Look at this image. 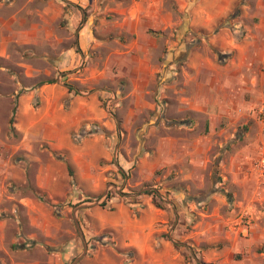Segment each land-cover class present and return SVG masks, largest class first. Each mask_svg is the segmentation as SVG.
I'll use <instances>...</instances> for the list:
<instances>
[{"label": "crops", "instance_id": "crops-1", "mask_svg": "<svg viewBox=\"0 0 264 264\" xmlns=\"http://www.w3.org/2000/svg\"><path fill=\"white\" fill-rule=\"evenodd\" d=\"M73 1L0 0V129L9 123L16 100L13 127L28 140L23 148L31 151V143L46 142L55 151L67 150L79 184L90 192H101L100 202L111 192L108 185L114 175L123 178V184L160 187L163 207L140 189L128 193L131 198L126 202L108 201L110 210L92 209L93 231L96 235L110 232L104 240H111L115 248H98L90 264H176L169 261L183 258L182 251L175 249L174 238L165 239L162 233L166 223L175 219L171 231L181 235L185 218H190L196 205L184 194L179 203V194L205 192L213 160L214 171L220 170L224 183L230 179L237 195L239 190L253 193L248 180L254 174L248 166L256 157L233 149L223 157L212 155L231 136L237 118L239 90L231 65L253 69L258 64L264 21L253 19L264 18V0H129L127 6L116 7L117 21L109 23L111 27H88L84 15L67 6ZM218 23L222 28L213 29ZM100 27L103 33L113 30L119 38L124 35L125 41H101L96 35ZM238 34L244 36L241 42L235 39ZM212 44L218 51L224 49L219 51L223 55L236 51L234 58L224 57L227 63L222 65L203 52ZM57 54L54 60L64 76L49 82L51 66L39 68L35 61L45 64L48 56ZM15 65L21 77L10 72ZM37 75L41 76L36 81ZM110 99H114L113 109L107 104ZM92 124L108 131L143 128V157L137 165L140 181L128 178L127 162L120 157L119 132L73 143L71 131L89 129ZM109 143L119 150L118 157L113 150L111 155ZM25 158L13 163L0 157L1 176L21 180L37 164L36 184L47 192L55 171L68 176L66 163L51 155ZM168 184L185 190L167 192ZM236 194L232 203L219 197V206L198 210L197 231L183 236L184 240L210 241L209 234L221 230L237 241L242 216L253 206ZM4 225L0 221V264L63 263L38 247L27 249L29 244L11 249L16 239H7Z\"/></svg>", "mask_w": 264, "mask_h": 264}, {"label": "rangeland", "instance_id": "rangeland-1", "mask_svg": "<svg viewBox=\"0 0 264 264\" xmlns=\"http://www.w3.org/2000/svg\"><path fill=\"white\" fill-rule=\"evenodd\" d=\"M128 1L129 0H75L73 2H68L67 6L70 9L75 8L79 10L84 15V24H87L88 27H94L97 24L104 27H111L110 24L114 25L117 21L116 7H118L119 4L127 6ZM253 20L254 22L260 23L264 21V18L255 17ZM218 24L219 25H215L213 29L219 30L222 28V23ZM101 31L102 27H100V33H96V35L103 42L115 43L117 39L125 41L124 35L119 38L117 33L113 30L107 33ZM243 37V34H238L235 36V39L237 38L236 40L241 42V38ZM263 41L264 38H262V41L259 43V61L253 69L251 66H239L238 63H234V65L230 67V70L234 71L233 74L237 77V90H239L235 99L237 118L230 129L231 136H229L227 141L224 140L222 144L217 145L212 155L213 157H223L225 153H229L233 149V152L238 153L245 151L247 156L256 157L255 159L253 158L252 164L248 166V171L254 174V178L248 180L249 185L253 186V193L250 192L246 195L238 189L239 194L237 195L235 188L229 185L230 179L226 180L227 182L224 183V178L220 170L217 169V171H214V167L217 163L215 164L216 161L213 160L214 165H212L211 177L207 179L205 183L207 187L206 191L191 195L182 192L179 194L181 196L179 197V203L183 202L182 196L184 194L188 196L190 202L196 205L190 218H185L186 225L181 230V235L177 236L179 235L177 232L171 231L175 228V219L166 223V231H164L162 235L165 239L174 238L176 240V242L173 243L175 249L182 251L183 255V258L176 259L173 257L169 262H175L176 264H264ZM75 42L76 35L73 34L72 43L74 44ZM197 46L198 45H196V47ZM215 47L216 46L212 44V46L208 47V50L206 49V51L203 52H209L211 57L215 60L219 59L222 65L227 63L223 62L224 57H228V61H231L234 58V54H236V51H231L230 55H223L219 51L224 49L218 51ZM113 48H117V46L113 45ZM107 52L108 50L105 49L104 53L107 54ZM59 55L60 54L48 56L46 58L48 63L46 62L45 64L42 60L35 61L36 66L39 68L47 66V64L51 66L52 74L49 79L56 78L57 76L62 78L64 76L60 70L61 68H59L58 61L54 60L55 57H59ZM18 68L19 67L15 65L10 72L14 71L21 77L22 74L19 73ZM40 76L41 75H37L36 81L39 80ZM15 102L16 100L13 101L12 112L15 109ZM240 108L242 110H237ZM11 117L12 115L8 120L9 123L0 129V157L10 158L13 163H15L17 159L26 160L25 157L31 156L46 157L47 159L49 155H51L53 159H57L64 163H66L64 161L65 158L71 161L67 150L55 151L46 142L42 144L31 143V151L23 148L24 144H28V140L25 138L23 132L13 127V123L10 121ZM223 121L226 120L223 119ZM224 123L227 124V121ZM51 131L53 133L57 132L56 129H52ZM78 132H80V129L73 130L70 133L74 144H81L83 138L101 136V134H95L80 137ZM115 132H119L120 149L123 153L120 157L121 161L123 159L124 164L127 162L125 165L127 166L128 178L133 176V183L135 181H140L138 177L140 173L137 172V165L141 157H143V128L132 130L117 128L114 131L107 130L109 135ZM228 134L229 131L225 135L227 136ZM109 135L103 136L107 138ZM225 135L222 137H225ZM109 149L112 155L113 148L110 143ZM41 150L45 151V154L41 152ZM72 166L74 177L70 175L69 169L66 178H64V175L59 170L55 171L57 176L52 178L51 192L41 190L37 186V177L33 175L38 173L39 165L37 164H35L33 169L29 172L27 171V175L25 177L23 176L24 179L21 178V180H13L12 178L7 179L0 174V221L5 222L4 231L7 239L10 241L16 239L15 242L10 244L11 249H16L17 247L21 248V245L29 244L27 249L31 250L33 247L43 249L54 257L61 258L63 261L62 264H73L75 259L79 257L80 259L76 264H90L89 262L93 261L95 258L98 248L106 247L111 249V247H114L111 240L108 242L104 240L105 237L111 236L110 232L104 231L96 235V232L93 231L94 224L91 223V219L93 218L91 216V211H93L92 209L96 206L103 209H112L108 205L105 207L100 205L108 193L112 195L110 200L117 198L120 203L126 202L127 199L131 198L128 196V193L131 191H138L143 187V183L134 186L127 183L123 184V178L117 175L110 176L111 181L108 187H111L110 189L112 190L111 192L108 191L105 198L100 202L99 200L103 194L101 192H90L85 184L80 185L75 167L73 164ZM10 170L14 171V173L16 172V174L19 173L12 167ZM175 186V184L174 186L173 184L167 185L170 190H174V188H176ZM180 190L184 191L185 189L181 187ZM207 193L208 196L204 201L196 200L197 197L204 194L206 195ZM234 194L240 199L247 201V203L252 202L253 206L251 212H247L242 216L239 226H242L243 230L240 229L237 231L239 235L237 241L227 237L221 230L212 231L209 234L211 235L210 241H203L198 237L192 240H184L183 236L190 234L192 231H197L196 225L201 216L198 210L205 209L211 204L213 206L214 204L219 206V197L222 198V200L225 199L227 202L232 203V201L235 200ZM38 204H41L44 208L42 206L39 207ZM85 246L87 247L86 252ZM116 250L119 253L123 252L117 247Z\"/></svg>", "mask_w": 264, "mask_h": 264}, {"label": "trees", "instance_id": "trees-1", "mask_svg": "<svg viewBox=\"0 0 264 264\" xmlns=\"http://www.w3.org/2000/svg\"><path fill=\"white\" fill-rule=\"evenodd\" d=\"M77 51H80L79 47H77ZM48 81L49 82H56V78L49 79ZM15 114H16V109H14L12 117L10 119L11 123L14 122ZM95 134H103L106 136L109 135V133H107L106 129L98 126L97 124H92L91 128H89V129L84 128V129H81L80 132H78V135L80 137H84L86 135H95ZM109 137H110V135H109ZM64 161L67 163L70 175L74 177V170H73V166H72L71 161L68 158H65ZM141 190H142L141 193H148V194H151L153 196V202L157 207H163V203H165V202H163V200L161 199L160 187H156V186L150 185V184H145V185H143ZM173 191H175V190H173ZM176 191H180V188H176ZM167 192H172V190L169 189ZM207 196H208V193L206 195L204 194V195L197 197L196 200L204 201ZM111 197H112L111 193H108V195L106 196L104 201H102V203H100V205L102 207H105L107 205L108 201H110Z\"/></svg>", "mask_w": 264, "mask_h": 264}, {"label": "built area", "instance_id": "built-area-1", "mask_svg": "<svg viewBox=\"0 0 264 264\" xmlns=\"http://www.w3.org/2000/svg\"><path fill=\"white\" fill-rule=\"evenodd\" d=\"M107 104H108L109 106H112V109H113L114 99H110V100H108V101H107ZM113 152L115 153V156L118 157V155H119V150H118L117 148H115V146L113 147ZM165 194H166V193H162V195H164V196H165Z\"/></svg>", "mask_w": 264, "mask_h": 264}, {"label": "water", "instance_id": "water-1", "mask_svg": "<svg viewBox=\"0 0 264 264\" xmlns=\"http://www.w3.org/2000/svg\"><path fill=\"white\" fill-rule=\"evenodd\" d=\"M86 250H87V247L85 246V252H86ZM79 259H80V257L79 258H76L73 264H76Z\"/></svg>", "mask_w": 264, "mask_h": 264}]
</instances>
